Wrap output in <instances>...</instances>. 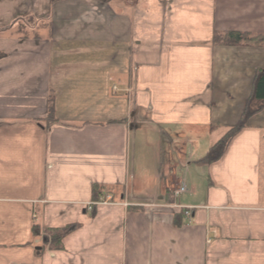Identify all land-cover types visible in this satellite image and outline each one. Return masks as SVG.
I'll list each match as a JSON object with an SVG mask.
<instances>
[{"label": "crops", "instance_id": "0c3cea01", "mask_svg": "<svg viewBox=\"0 0 264 264\" xmlns=\"http://www.w3.org/2000/svg\"><path fill=\"white\" fill-rule=\"evenodd\" d=\"M228 32L264 35V0H0V264H264V107L207 161L264 71ZM33 225L80 227L38 254Z\"/></svg>", "mask_w": 264, "mask_h": 264}, {"label": "trees", "instance_id": "16d2710c", "mask_svg": "<svg viewBox=\"0 0 264 264\" xmlns=\"http://www.w3.org/2000/svg\"><path fill=\"white\" fill-rule=\"evenodd\" d=\"M55 2V0H51ZM211 44L213 46H224V47H253V48H264V35H251L247 33L238 32H228L221 35L214 34ZM264 107V71H259L254 78L252 94L248 99L244 110L242 112L241 118L234 127L230 128L225 135L217 141L211 148L210 152L215 153L216 156L210 158L207 156V161H217L223 154V151L228 143V141L244 126L245 119L249 118L255 113L260 112ZM46 123H54L53 114V103L50 96L48 113L45 119ZM114 123V122H113ZM104 192L101 191L99 186L93 185L91 187V199L96 202ZM171 193L166 190L164 193V200L166 204H171L172 197ZM130 211H139L136 208H130ZM172 225L176 229H180L183 225L182 216L175 215L173 217ZM79 225H67L63 228L51 229V228H40L38 225H33L31 232L32 236L37 239H41L39 248L40 250L36 253L41 254L44 251H62V240L69 234L76 231Z\"/></svg>", "mask_w": 264, "mask_h": 264}, {"label": "rangeland", "instance_id": "374dc122", "mask_svg": "<svg viewBox=\"0 0 264 264\" xmlns=\"http://www.w3.org/2000/svg\"><path fill=\"white\" fill-rule=\"evenodd\" d=\"M96 10L100 11V7L97 8ZM208 155V157L213 158L216 156L215 153H211L210 151H208V153H206ZM135 161L136 163L141 162L142 165H144L146 167V169L148 170L150 168V166L154 163V159L152 158V155L146 151L144 152V154L140 155L139 151L136 149V154H135ZM196 166V163H192V167H191V174L190 177L192 176V183L194 184L195 188L197 191H201L202 187H204V183L202 182V179L200 178L199 175L194 174V167ZM151 173L153 172L152 170L150 171ZM174 190L177 189L176 184L173 187Z\"/></svg>", "mask_w": 264, "mask_h": 264}, {"label": "built area", "instance_id": "2783aa9c", "mask_svg": "<svg viewBox=\"0 0 264 264\" xmlns=\"http://www.w3.org/2000/svg\"><path fill=\"white\" fill-rule=\"evenodd\" d=\"M185 191H186V190H185V187L182 186V187H180V189L178 190V193H183V192H185ZM108 199H109V198H108ZM108 199H107L106 201H104V202H99V203H96V204H94V205H97V206L110 205V203H108ZM185 215H186V216H189L188 213H185Z\"/></svg>", "mask_w": 264, "mask_h": 264}]
</instances>
